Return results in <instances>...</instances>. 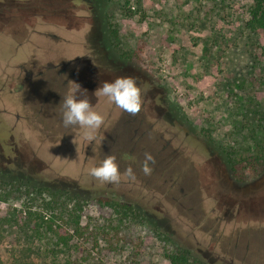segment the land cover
Returning <instances> with one entry per match:
<instances>
[{
  "label": "rangeland",
  "instance_id": "obj_1",
  "mask_svg": "<svg viewBox=\"0 0 264 264\" xmlns=\"http://www.w3.org/2000/svg\"><path fill=\"white\" fill-rule=\"evenodd\" d=\"M94 5L0 0V173L22 191L0 212L29 203L34 186L90 198L86 224L109 215L94 197H113L135 211L125 243H86L89 264H169L157 231L199 264H264V169L244 165L264 139V28L250 24L251 0H109L102 13ZM117 78L140 88L135 115L96 92ZM69 90L88 98L99 128L63 127ZM229 147L243 179L222 153ZM109 154L115 184L90 175ZM1 237V260L11 262L16 239ZM69 246L81 254L75 237Z\"/></svg>",
  "mask_w": 264,
  "mask_h": 264
},
{
  "label": "trees",
  "instance_id": "obj_2",
  "mask_svg": "<svg viewBox=\"0 0 264 264\" xmlns=\"http://www.w3.org/2000/svg\"><path fill=\"white\" fill-rule=\"evenodd\" d=\"M92 1L102 13L109 0ZM250 14V24L255 23L264 28V0H251ZM102 20L115 38L116 30L110 29L107 19ZM236 152L233 147L222 150L233 175L243 179V172H239L238 162L233 159ZM250 155H253L249 156L253 158L252 161L248 157L244 158L247 161L244 165L251 166L253 172L264 169V139L256 142L255 151ZM21 192V187L15 181L5 180L0 173V204L2 201L19 199ZM26 192L33 196L29 203H23L21 207L8 205L4 213L0 212V239L3 237L1 232L13 234L17 252L11 262L2 261L0 257V264H89V253L84 249L86 243L98 247L100 241H105L109 249H116L118 244L125 243V221L135 214L131 205L113 197H94L93 200L100 207L109 210V215L82 224V212L90 198L78 193L34 186L28 187ZM43 194L48 195V198L41 199ZM36 198L39 203L34 202ZM73 237L80 242L78 248L81 250V254L74 257L69 248V241ZM157 237L162 243V255L169 264H199L187 249L176 245L169 236L157 231Z\"/></svg>",
  "mask_w": 264,
  "mask_h": 264
},
{
  "label": "clouds",
  "instance_id": "obj_3",
  "mask_svg": "<svg viewBox=\"0 0 264 264\" xmlns=\"http://www.w3.org/2000/svg\"><path fill=\"white\" fill-rule=\"evenodd\" d=\"M97 91L128 113L135 115L141 109L140 88L133 78H117L111 82H103ZM59 104L61 108L60 120L65 128L96 129L103 123V117L92 110L88 98H79L74 90H69ZM154 162L152 154L145 152L140 165L145 175L151 174V164ZM124 172L130 178H135L131 166L127 167ZM90 175L102 182L118 183L121 172L116 157L110 154L105 155L90 169Z\"/></svg>",
  "mask_w": 264,
  "mask_h": 264
}]
</instances>
